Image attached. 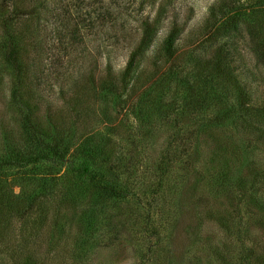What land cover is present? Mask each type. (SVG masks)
<instances>
[{
    "label": "rangeland",
    "instance_id": "1",
    "mask_svg": "<svg viewBox=\"0 0 264 264\" xmlns=\"http://www.w3.org/2000/svg\"><path fill=\"white\" fill-rule=\"evenodd\" d=\"M37 1L0 0V264H264V0Z\"/></svg>",
    "mask_w": 264,
    "mask_h": 264
},
{
    "label": "trees",
    "instance_id": "2",
    "mask_svg": "<svg viewBox=\"0 0 264 264\" xmlns=\"http://www.w3.org/2000/svg\"><path fill=\"white\" fill-rule=\"evenodd\" d=\"M37 2H38V4H41L42 7H45L44 6L45 5L44 4V0H39ZM60 3L61 4H59V6H61V9H63L65 6H67L66 3H65V1L62 4V0H60ZM75 3L76 2H74V0H73L69 4L70 5H73ZM12 8H14L12 10V13H14L16 11V8L14 7V5L12 6ZM66 9H68V8H65L64 11ZM3 10H5V9H3ZM3 10H1V19H2V16L4 14V11ZM0 22H1V20H0ZM84 22L85 21H83V23ZM1 24H2V27L4 28V31H3L4 35H3V40L1 42V45L5 48V55H4L5 61L12 68V70H13V72H14V74H15L16 77L21 76L22 71H23V67H22V64L20 63V60H19V57H18V48H16V46L14 45V42L16 41V37L17 36H15L16 34H12V33L9 34L8 31L6 30V28H9V29L11 28V23L10 22H8L7 24H5L4 22L3 23L1 22ZM220 26H221V23H219L218 26H216L214 30H218L220 28ZM82 27H87V24L81 25V28ZM145 28H146V26L144 24L143 30ZM77 31H78V28H74L73 29V32H75L76 34H77ZM145 33L143 31L142 34H141V36L139 37V41H138V44H137V49L134 50V51H131L129 53L128 59L126 61V67H125V70L126 71H127V68L130 67V65H131V63H132V61L134 59L135 53H138L139 48L146 42V40H145ZM170 38H171V33H169L167 35V38H166V44H167V48L168 49L170 48V45H171ZM254 45H255V47H254L253 50L255 52V55L261 61L264 62V41H260V42L254 44ZM217 66H218V61H217V64L215 62V63H213L211 65V68H210L211 72H216L217 71ZM214 68H216V69H214ZM125 70H124L123 76L127 73ZM53 149H54V147H53ZM43 154L44 153L39 154L40 157L43 156ZM46 155H49V154H46ZM59 157H61V156H59ZM61 160L62 159L60 158L58 161H61ZM58 161L56 163L57 164H60V162H58ZM68 167L70 169V172L74 176H76L78 178L85 179L87 181H92L94 179V173H93L92 169L90 168L89 162L86 159H79V160L70 162L68 164Z\"/></svg>",
    "mask_w": 264,
    "mask_h": 264
}]
</instances>
